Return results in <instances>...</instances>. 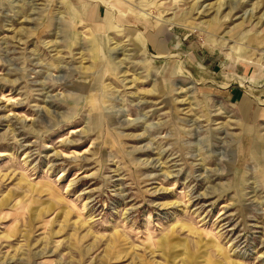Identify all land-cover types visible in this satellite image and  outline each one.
Listing matches in <instances>:
<instances>
[{
  "label": "rangeland",
  "instance_id": "1",
  "mask_svg": "<svg viewBox=\"0 0 264 264\" xmlns=\"http://www.w3.org/2000/svg\"><path fill=\"white\" fill-rule=\"evenodd\" d=\"M0 264H264V0H0Z\"/></svg>",
  "mask_w": 264,
  "mask_h": 264
},
{
  "label": "crops",
  "instance_id": "2",
  "mask_svg": "<svg viewBox=\"0 0 264 264\" xmlns=\"http://www.w3.org/2000/svg\"><path fill=\"white\" fill-rule=\"evenodd\" d=\"M243 99L246 101V102H245V101L243 100V101L245 102V106H247V104H248V106H249V101H247V99H246L245 97H243Z\"/></svg>",
  "mask_w": 264,
  "mask_h": 264
}]
</instances>
